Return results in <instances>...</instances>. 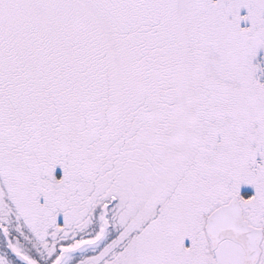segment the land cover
<instances>
[{
    "label": "snow or ice",
    "instance_id": "snow-or-ice-1",
    "mask_svg": "<svg viewBox=\"0 0 264 264\" xmlns=\"http://www.w3.org/2000/svg\"><path fill=\"white\" fill-rule=\"evenodd\" d=\"M0 264H264V0H0Z\"/></svg>",
    "mask_w": 264,
    "mask_h": 264
}]
</instances>
